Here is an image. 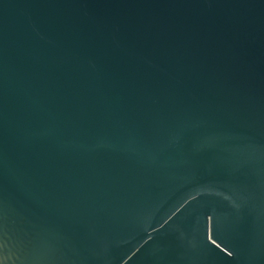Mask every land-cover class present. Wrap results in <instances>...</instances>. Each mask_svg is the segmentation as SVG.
I'll return each instance as SVG.
<instances>
[{
    "label": "water",
    "instance_id": "obj_1",
    "mask_svg": "<svg viewBox=\"0 0 264 264\" xmlns=\"http://www.w3.org/2000/svg\"><path fill=\"white\" fill-rule=\"evenodd\" d=\"M0 264H264V0H0Z\"/></svg>",
    "mask_w": 264,
    "mask_h": 264
}]
</instances>
